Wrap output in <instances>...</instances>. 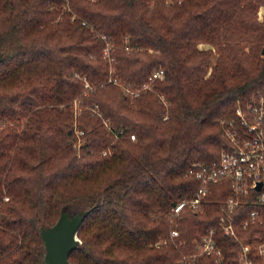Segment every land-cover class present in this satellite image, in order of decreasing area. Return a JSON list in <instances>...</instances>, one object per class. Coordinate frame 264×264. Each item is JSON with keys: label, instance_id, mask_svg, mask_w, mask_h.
<instances>
[{"label": "trees", "instance_id": "16d2710c", "mask_svg": "<svg viewBox=\"0 0 264 264\" xmlns=\"http://www.w3.org/2000/svg\"><path fill=\"white\" fill-rule=\"evenodd\" d=\"M262 7L0 0V264H44L40 230L63 209L88 210L72 264H181L184 256L216 264L196 245L210 227L219 264H240L239 244L217 224L228 183L211 184L200 210L172 217L171 208L199 185L190 164L218 161L222 121L234 118L237 100L264 90ZM159 67L163 77L152 79ZM249 200L233 210L234 227L264 240V202ZM258 205L259 219L242 228Z\"/></svg>", "mask_w": 264, "mask_h": 264}, {"label": "built area", "instance_id": "2783aa9c", "mask_svg": "<svg viewBox=\"0 0 264 264\" xmlns=\"http://www.w3.org/2000/svg\"><path fill=\"white\" fill-rule=\"evenodd\" d=\"M100 37L106 42L104 54L107 56L110 40L105 34H101ZM163 75V69L157 68L152 74V79L162 78ZM84 80V85L88 87L85 78ZM237 101L234 118L222 121L227 143L222 148L218 161L213 165L196 162L190 164L188 173L194 175L199 185L190 198L186 197L174 204L171 215L174 217L180 214L185 207L200 210L211 184L228 183L232 195L226 200L224 213L219 217L217 224L223 228L225 234L232 236L239 244L237 259L240 264H252L251 258L255 255L264 259V240L240 236L234 227L233 210L246 195L250 196L249 203L264 202V90H257L249 98ZM75 132L77 136L83 133L78 128ZM130 135L135 139L134 134ZM260 215L258 205L250 210L248 217L240 221L241 227L247 228L249 223L259 219ZM215 232L216 228L210 227L196 241V245L205 254H215L216 264H219L222 261V252L215 242ZM178 233L177 229L173 230L171 237ZM186 257L181 259V264H191L193 256L189 258L190 260Z\"/></svg>", "mask_w": 264, "mask_h": 264}, {"label": "water", "instance_id": "95a60500", "mask_svg": "<svg viewBox=\"0 0 264 264\" xmlns=\"http://www.w3.org/2000/svg\"><path fill=\"white\" fill-rule=\"evenodd\" d=\"M261 54L264 56V45ZM1 58L0 53V61ZM87 213L88 210H81L70 215L63 209L54 224L48 228H41L40 233L45 248L44 264H72L69 260V253L80 241L76 231Z\"/></svg>", "mask_w": 264, "mask_h": 264}, {"label": "rangeland", "instance_id": "374dc122", "mask_svg": "<svg viewBox=\"0 0 264 264\" xmlns=\"http://www.w3.org/2000/svg\"><path fill=\"white\" fill-rule=\"evenodd\" d=\"M258 16H259V18L260 19H262L263 17H264V8L262 7L260 10H259V12H258ZM199 47L200 48H207V47H209V45L207 44V43H202V44H200L199 45ZM105 55V54H104ZM106 56V55H105ZM110 59H111V57L109 56V53H108V55H107ZM109 59V60H110ZM215 59H216V54H213L211 57H210V59H209V64L210 65H212L213 63H214V61H215ZM110 68H111V66H110ZM159 68H161V67H159ZM74 109H75V111H74V127H75V129L77 128V124H78V121H76V117H77V115H79L80 114V110H81V107H79V105H78V100L76 99V100H74ZM106 124H107V122H106ZM81 140L79 139V142H78V144H80L81 142H80ZM187 259H188V257H186Z\"/></svg>", "mask_w": 264, "mask_h": 264}]
</instances>
